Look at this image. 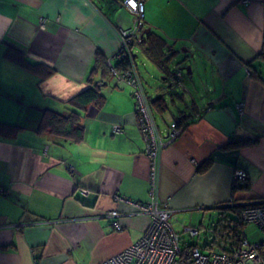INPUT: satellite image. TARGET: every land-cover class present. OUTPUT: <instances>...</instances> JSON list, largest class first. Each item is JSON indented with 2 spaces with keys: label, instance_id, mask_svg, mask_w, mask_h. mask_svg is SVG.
Wrapping results in <instances>:
<instances>
[{
  "label": "crops",
  "instance_id": "1",
  "mask_svg": "<svg viewBox=\"0 0 264 264\" xmlns=\"http://www.w3.org/2000/svg\"><path fill=\"white\" fill-rule=\"evenodd\" d=\"M134 19L122 0H0V123L23 128L0 136V264H100L147 228L149 219L131 205L150 199L147 143L123 77L106 79L101 107H86L79 142L36 132L46 111L68 112L66 102L89 86L92 70V83L102 84L96 58L114 68L118 31ZM142 22L145 39L152 32L166 42L162 56L175 54L168 71H177L176 82L163 79L168 74L148 59L140 38L132 47L133 59L142 60L135 74L165 143L155 197L172 210L175 231L185 233L230 200L264 198V61L258 58L264 0H145ZM7 44L52 74L41 78L7 60ZM149 71L162 83L150 86L143 76ZM165 93L187 115L168 143V126L179 114L159 123L155 114L164 112L150 102ZM233 140L246 142L228 147ZM238 169L247 173L242 189H234ZM111 210L121 213V230L112 229Z\"/></svg>",
  "mask_w": 264,
  "mask_h": 264
},
{
  "label": "built area",
  "instance_id": "2",
  "mask_svg": "<svg viewBox=\"0 0 264 264\" xmlns=\"http://www.w3.org/2000/svg\"><path fill=\"white\" fill-rule=\"evenodd\" d=\"M145 0H122V5L134 16L130 29L118 31L119 48L116 57H131V41L143 35ZM248 0H242V3ZM130 38H133L130 42ZM138 41V40H137ZM140 41V40H139ZM135 72V71H134ZM125 82L132 86L139 113L140 130L146 140V154L149 161L150 199L144 203H133V212L149 219V224L140 239L100 264H264V240L251 242L245 234V226L254 224L264 236V198L238 202H229L233 217H224L227 227L222 231L210 227L187 226L184 234L196 242L188 244L180 237L171 223L172 210L162 207L155 197V181L158 177V161L165 143L161 141L156 124L148 111L144 87L135 73L123 76ZM240 110V106H238ZM176 122L168 126L166 143L173 141L180 132ZM119 129V128H117ZM116 129V131H117ZM246 173L242 169L234 172L233 183L240 186L245 182ZM113 230H121L119 222L121 213L108 211ZM215 225V224H214ZM217 226V225H216ZM237 228V232L232 227ZM204 235L203 240L200 236ZM203 247V248H202Z\"/></svg>",
  "mask_w": 264,
  "mask_h": 264
},
{
  "label": "trees",
  "instance_id": "3",
  "mask_svg": "<svg viewBox=\"0 0 264 264\" xmlns=\"http://www.w3.org/2000/svg\"><path fill=\"white\" fill-rule=\"evenodd\" d=\"M146 37L147 39H145L142 35V37L140 38L139 45L141 49H143L148 59H150L151 61L153 60L161 70H164L165 73L169 74V63L172 60L173 56L171 54L168 55L169 53L164 56H162L161 54L164 46H166V42L161 37L157 36L152 32H149ZM3 55L4 58H6L7 60L27 70H30L41 78H46L53 72V69L47 66L46 64H43L41 62H29L23 50L18 46L7 44ZM258 58L264 61V46L260 54L258 55ZM96 60V67H101V72L103 75V79L101 80L102 84H100L99 82L92 83V79L90 77L95 72V69L92 70L91 75L88 77V82H90L91 84L89 83V86L85 90L79 92L66 102L68 105V112L66 114H60L53 111H46L41 116L36 129V132L38 134H47L50 137H57L71 140L73 142H79L84 136V126L82 123L83 112L88 105L93 104L96 107H101L103 105L106 98L102 92V87H106L110 84L106 83V79L107 81H111V77L113 76L123 77L126 76L128 73H135L134 70L136 63L133 59V53L131 54V57L117 56L114 68H108L106 66L105 60L99 55ZM250 75L252 77L257 76L253 72H250ZM262 81L264 83V79H262ZM166 94L167 93L151 99L150 102L156 113L158 112L159 114H162L163 112L165 113L169 110L166 100L164 99ZM178 114L180 118H175V121L179 126H182V123H184L185 119L187 118V115L182 111L180 113L178 112ZM22 129L23 128L20 126L0 123V136L4 138L12 137L18 134L19 131ZM245 142L246 140H233L232 143L228 144V147H236L238 145L245 144ZM246 185L247 184H243L241 186H234V189H242L245 188ZM229 202L232 201L230 200ZM226 211L231 212L232 209H230L228 205L216 207L212 211H209V216L212 214L213 215L210 217L208 216L209 220L206 224L200 222L199 224L195 225L200 227H210V225H213L214 231L216 227L217 230L222 231V227L223 229L227 227V222L224 224V221L226 220V218L224 217V215L226 216ZM220 223L222 227L220 226ZM232 228L234 231L237 232L236 226ZM193 242H196V240L191 239L190 241H188V244Z\"/></svg>",
  "mask_w": 264,
  "mask_h": 264
},
{
  "label": "rangeland",
  "instance_id": "4",
  "mask_svg": "<svg viewBox=\"0 0 264 264\" xmlns=\"http://www.w3.org/2000/svg\"><path fill=\"white\" fill-rule=\"evenodd\" d=\"M133 38H130V40H128V42H130L131 40H132ZM137 40H135V41H131V51H132V47H134L133 46V44H134V42H136ZM133 43V44H132ZM263 46H264V44H263ZM133 53V52H132ZM139 57V56H138ZM141 59V58H140ZM178 63L180 64V66L182 67V69L183 70H185V65H183L184 63H183V61L182 62H179V61H181L182 59L180 58V57H178ZM140 61V62H139ZM141 61L142 60H136L135 62H136V64L138 65V67L141 65L140 63H141ZM142 69H143V67H142ZM171 71V70H170ZM150 72V71H149ZM150 73H152V72H150ZM150 73H148V74H146V73H144L143 72V76H144V78H145V80H146V82H148V84L150 85V86H154V85H156V84H154V80H155V83H162V81L160 80V82H159V79H160V75L159 74H154V73H152L153 74V76H151V78H150ZM157 73V72H156ZM188 76V75H187ZM184 79V78H183ZM175 87H176V85H175ZM146 88H147V90L149 89V87L146 85ZM148 92L150 93V90H148ZM151 95L153 94V92H151L150 93ZM166 103H167V105H168V108H169V110L167 111V112H165L162 116H160V115H156L155 114V119L159 122V123H161V119H166V118H171V119H173V117H178V111L179 110H184V106H183V103L181 102V101H177V100H174V101H171V99H170V97L168 96V95H166ZM245 172V171H244ZM246 173V172H245ZM247 183V173H246V179H245V182L243 183V184H246ZM242 184V185H243ZM241 186V185H240ZM212 211V210H211ZM213 215V214H212ZM212 215H210V216H212ZM226 215H227V217H233V214L231 213V212H229V211H226ZM209 216V215H208ZM209 216V217H210ZM208 217V218H209ZM209 219H206V220H204L203 221V223L204 224H206L207 223V221H208ZM244 231H245V234H246V236H247V238L249 239V241H251V242H255V241H263L264 240V236H263V234L261 233V231L257 228V226H255L254 224H248V225H246V227H245V229H244ZM180 237H183V240L184 241H190L191 239H189L184 233H182V234H180ZM203 238H204V235H201L200 236V240H203Z\"/></svg>",
  "mask_w": 264,
  "mask_h": 264
},
{
  "label": "water",
  "instance_id": "5",
  "mask_svg": "<svg viewBox=\"0 0 264 264\" xmlns=\"http://www.w3.org/2000/svg\"><path fill=\"white\" fill-rule=\"evenodd\" d=\"M149 32V29H147L146 31H145V33H148ZM172 56H175V54H172ZM182 61H184V58L181 60V61H179V62H182ZM179 64V63H178ZM177 64V65H178ZM176 69V68H175ZM170 72V71H169ZM177 72V71H176ZM175 71H173V72H170L169 74H168V76H164L163 77V79L165 78H172V81H174V82H176V81H178V77H177V73H176ZM171 85H172V83H171ZM170 85V86H171Z\"/></svg>",
  "mask_w": 264,
  "mask_h": 264
}]
</instances>
